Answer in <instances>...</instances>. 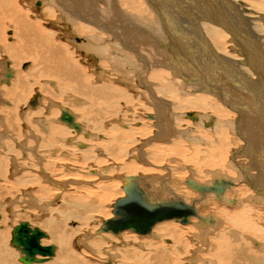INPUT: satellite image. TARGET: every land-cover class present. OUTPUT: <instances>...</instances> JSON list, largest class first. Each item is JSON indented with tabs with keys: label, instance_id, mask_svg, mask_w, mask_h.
<instances>
[{
	"label": "bare ground",
	"instance_id": "6f19581e",
	"mask_svg": "<svg viewBox=\"0 0 264 264\" xmlns=\"http://www.w3.org/2000/svg\"><path fill=\"white\" fill-rule=\"evenodd\" d=\"M19 1L0 0V51L9 59L6 73L0 74V101L9 99L19 112L7 109L0 124L10 121L19 127L20 123L22 135L34 141L32 150L47 148L48 159L38 154L36 162L53 174L64 176L66 168L83 170L64 180L44 172L43 180L35 176L37 193L45 191L48 202L51 194L63 196L65 189H72L75 193L61 200L67 217L79 218L88 228L70 238L83 242L80 250H68V237L57 238L62 251L47 264H176L190 251L187 264H264V0H52L49 6L44 2L47 7L41 10H36L35 0L23 5ZM186 4H191L189 15ZM50 18L68 21L59 32L72 33L86 57L94 63L97 59V72L84 67L67 45L57 42L58 32L42 26ZM184 18L192 25L184 26L181 35L173 32L171 38L169 19L180 27ZM127 20L129 29L124 32L121 26ZM161 26L167 29L168 41L156 36ZM4 27L12 30L10 42ZM104 35L108 44L94 42L95 50L90 49L92 39ZM190 37L209 47L208 52L198 43L189 45ZM115 48L123 52L122 57ZM23 60L31 61L22 65L23 69L29 65L27 74L15 67ZM232 65L237 67L235 72ZM220 67L225 70L222 83L215 85ZM28 73L33 82L27 80ZM41 77L52 80L47 81L52 85L60 81L62 90L82 96L74 97L80 107L48 103L50 95H55L47 82L40 86L41 94L29 100L27 95ZM198 77L200 83L193 82ZM232 82L240 91L257 92L249 93L255 98L254 108L246 109L248 116L235 106L243 100L231 98L236 92L229 86ZM19 104L25 111H20ZM69 116L79 130L68 125L65 117ZM57 153L62 157L53 158ZM149 171L155 175L147 176ZM169 177L173 184L166 182ZM166 184L174 190H164ZM130 185L138 189L141 205L157 208L165 217L146 233L104 231V223L115 218V204L127 199ZM111 197V210L106 212L104 205ZM130 203L127 209L136 210L137 202ZM45 204L38 205L39 210ZM98 212L104 219L90 227ZM55 221L47 219L43 224ZM42 231L47 237L40 244L54 246L56 256L59 246L46 245L43 239L50 236ZM93 233L98 235L88 245L86 240ZM6 236L7 229L0 227V264H17ZM118 238L136 245L119 249L115 247ZM11 240L12 231L10 245L20 252Z\"/></svg>",
	"mask_w": 264,
	"mask_h": 264
},
{
	"label": "rangeland",
	"instance_id": "374dc122",
	"mask_svg": "<svg viewBox=\"0 0 264 264\" xmlns=\"http://www.w3.org/2000/svg\"><path fill=\"white\" fill-rule=\"evenodd\" d=\"M23 1H25V2H23ZM30 1H32V0H29V1L28 0H20L19 3L21 5H23V4H27ZM37 1H40V0H35L34 1V6H36L35 7L36 10H39V8L41 10V9L45 8L46 5L49 6V4L52 2V0H48V2H47V0H41L43 2L37 4ZM44 2L46 3V5H45ZM41 6H43V8ZM166 8H167V6H166ZM98 9H99V7L97 5L96 10H98ZM190 9H191V4L184 5V10H185V13L187 15L190 14ZM119 11H120L121 14H124V11H121V9H119ZM35 13L39 14L40 12L37 11ZM128 20H127V22L124 25L121 26L122 30L124 32L128 31V29H129V26L127 25ZM59 21H60L59 18H58V20L56 18H50V19H47L46 21H44V23L42 22V26L45 29L55 30L56 32H58L59 35L56 37L57 42L62 43L65 46L67 45V47L70 48L68 51L72 55V57L75 56V58H77V60H79V61L81 60L80 63L82 65H84V67H89V68H92V69L95 68L94 72H97L96 71V67L100 66L99 62L97 61V59H96V61L94 63V61L91 62L90 58L86 57L85 53H87V52L86 51L82 52L81 51V46H79L80 44H76V42L74 40H72V38L70 36V35H73L72 33H70V34H68V32L67 33H63V34L60 33L59 31L62 32V28L64 27V23L68 22V21H61V22H59ZM86 21L89 24H91V25H94L93 23H96V22H91V21H88V20H86ZM169 23L172 25V27H171V25H169V27H170L169 30H171V32H170V34H171L170 37L171 38H172V36L175 35L174 33L181 35L183 33L182 32V28L184 26L186 28H188L190 25H192V22L190 20L187 21L185 18H184L183 24L180 25V27H179L178 24L171 22L170 19H169ZM209 23L213 24L211 22H209ZM216 27H219L222 30L227 29L226 27H224L222 25H216ZM160 30H161L160 33L158 31H156V36L161 35V37L159 39H162L163 41H168L167 38L169 37V35L168 36L164 35V33L167 31V29L165 27L161 26ZM3 32H4V34L6 36H8V38H6V41L7 42L12 41L11 39H9V37L12 36V30L10 29V27H4ZM183 36H185V35H183ZM107 40L109 41L107 35H104V37H102V39H98L96 41H94V39H92V42H91L92 46H91L90 49L95 50V45L93 44L94 42L108 44ZM70 41H72V42H70ZM186 42H188L189 45L191 44L192 46H193V44L198 43L197 39L191 40V37ZM225 42H226V40H225ZM200 46H201L203 51L205 50V51L208 52L209 47H206V45H204V46L200 45ZM74 47H76V48L78 47L77 49H80L79 50L80 52H78V50H76V48H74ZM115 51H116V54H118L120 57H122L123 52L122 53H117L118 50H116V48H115ZM93 55L95 56V54H93ZM5 60L6 61L9 60L8 59V55L5 54L4 52L0 51V74L2 72L6 73V68H7L9 62L7 61V62L3 63ZM176 61L179 63V65H183V64L187 65V63L185 61H178V60H176ZM30 62L31 61L23 60L20 64L16 65L15 67H16V69L18 71H20L22 73H25L26 70L28 69L29 65H28V67L26 69H23L22 65L30 64ZM141 62H142V59L140 57H138L136 59V63L138 65H140ZM94 65H95V67H94ZM236 68L237 67L235 65H232L231 66L232 72H235ZM223 72H225V70L223 68H221V67L219 68V72H216L215 81H213V83L215 85L217 84L218 81L221 82L220 81V77H221ZM91 73H93V72H91ZM200 73L201 72H198V75H200ZM25 74H27V72ZM27 78H28L27 80L29 81V83L33 82V79L31 78L30 74L27 76ZM203 78H204V80H206L205 81L206 84L209 85V83H208L209 79H207V77H205V76ZM48 79L49 78L41 77L38 80L39 84H36V85L33 86V89L31 91V93L27 95V98L29 100H31L32 97L35 94L40 93V91H39L40 86L41 85H45L47 81H52V80H48ZM200 79L201 78L198 77V78L194 79L193 82H196V83L199 82L200 83ZM117 83H118V85H120V83L117 80H114V84L117 85ZM3 84H4V86H6L5 83H3ZM202 84H204V83L202 82ZM1 85H2V83H0V89H1ZM46 85H48L50 87V89L52 90V92L55 95V96H51L50 95L48 103L51 102V101L56 102V103L59 102L61 104L62 103L63 104L67 103L68 105L67 104L66 105L68 107H71L72 109L80 107V106L77 105L78 104L77 102L75 103L76 99L74 97H81L82 98V96H79L75 92L71 93L72 90L71 91L70 90H68V91L62 90L61 87H58V86H60V81H59L58 85L53 84L54 85L53 86L52 84H49V82H47ZM229 86H230L231 89L234 88L236 90V92L235 91L232 92V95L234 97H231V98H233V99L241 98L243 100V102L239 101L238 102L239 105H235V106H237L243 112V114L245 116H248L245 113L246 111H248L246 109H248L249 106L254 108L253 102H254V98H255L249 93L257 94V92L256 91L255 92H243V91H240L238 88L235 87V84L233 82L230 83ZM6 87H8V86H6ZM55 88L56 89L58 88V91ZM3 99H4V101H6L5 105H4ZM3 99H2V101H0L1 102L0 103V107L3 106L4 109L0 108L1 109L0 110V116L1 115H2V117L6 116L8 114L7 109H10V108H15L16 111L14 113L16 115H19V112H17L18 107H12V105H9V104H11L9 99H7V98H3ZM68 100H70V101H68ZM8 101H9V103H8ZM228 101H229V103H231V100L229 98H228ZM27 102H29V101H27ZM23 104L17 105V106H21L20 107V111H25L24 109H22V105ZM73 105H75V106H73ZM7 106H8V108H7ZM82 107H85V105L83 104ZM37 108H38V106L35 109H37ZM31 110H33V109L31 108ZM21 123H22V121H21ZM248 123H249V120L245 122V124H248ZM19 127H20V129H19ZM19 127H18L17 124L12 125L10 123V121L5 122L4 124H0V164H1V166H0V227H5L7 229V231H8V237L6 236V239H5L6 241L5 242H6L7 246H8V248H10L13 251V253L15 255H17L16 258H15L17 264H23V263L19 261L20 252L16 248H14V247H12L10 245L11 231H12L13 226L17 225L19 221H27V222H29L31 224V226H37L40 229H42L45 232H47L49 234L50 238L49 239H43V242L46 245L55 244L56 246H59L58 250L56 251V253H57L56 256L54 255L55 257L53 256V258H51V259H48V260L40 262V263H36V264H47V263H50V262L54 261L55 258L57 259L59 257V254L62 251L60 244L58 242H56L57 238L68 237V250H73V249L80 250V248L83 246V245H81V244H83V242L79 241L78 239H76L77 242L76 241L73 242L74 240L71 241L70 238L83 233L84 232V228H86V226H85V222L84 221H80L79 218H73L71 216L67 217V214L65 212L66 208L64 207L63 203L61 202L62 199L70 198V197H67L68 195H73V193H75L72 189L69 190L70 194H69V191L67 189H65L64 192H63V196L62 195L54 196V194H51V197H50L51 198L50 199L51 202H48L47 200L44 199L45 191L37 193L39 185L35 182V176H39L43 180L44 177H43L42 173L44 172L49 177H51L52 179L53 178H58V177L63 179V178H67V177H70V176L71 177L72 176H76L78 173L79 174L80 173L83 174L82 173L83 170L82 171H80V170H78V171L75 170L74 171V170H70V169L66 168L64 170L66 172V173H64V176H60L58 173L57 174H53L52 169H50V168L48 170H46V169H44L42 167V165H37L36 160H37L38 154L44 156L45 161L48 159L47 153H46L47 148H45V147H43V149H37L36 148L37 151L32 150L31 149L32 148V144H34V141H33L32 137H25L24 135H22V133L24 134V131H23V127H22V125H20V123H19ZM37 131H38V128H37ZM79 132L80 131L74 132V133L76 135H79ZM142 154L145 157L144 152ZM54 157H58L59 158V157H62V156L57 153V155L53 156V158ZM102 159H104V158H102ZM90 162H92L94 164L97 163L95 161H90ZM92 163H89L88 165H91ZM88 165H86V166H88ZM67 172H70V173H67ZM146 175L147 176H152V175H155V172L149 171V172H147ZM176 175H178V174H176ZM176 175H175L176 178L179 177V175L178 176H176ZM205 178H207V177H205ZM180 180H179V183L183 184L182 183L183 179H180ZM44 182L48 183L46 180ZM166 182L169 183V184H173L170 181V177L167 178ZM155 184H156V187H160L158 182H155ZM44 185H48V184H44ZM80 185H82V184H80ZM48 186L52 187V185H48ZM51 189H53V187ZM54 189H56V188L54 187ZM166 189L171 190V192L174 190L173 187L168 185V184H166V186L164 187V190H166ZM66 191H68V193ZM51 193H52V191H51ZM155 193H157V192H155ZM40 195L42 196L41 197L42 200H39V196ZM64 196H66V197H64ZM31 197H33V198H31ZM109 199L106 200L105 205H104L105 206L104 210L106 212L108 210L109 211L111 210L110 207H111V204L113 202L112 201L113 197H111ZM44 203H46L45 206H44V210L43 211L39 210L40 208L38 207V205L41 207V205H43ZM102 211H103V209H102ZM105 211H103V212H105ZM207 214H209V213H207ZM52 218H55L56 221L53 222V223L49 222L47 224V226L43 224V222L45 220H47V219L51 220ZM64 218H66L65 221H63ZM71 218L74 219V220H71ZM103 219H104V216H103L102 213H99V212L96 213V214L94 213V215L92 216V219L90 220V224H89L90 227L94 226L97 223H100ZM158 222H160V221H158ZM158 222H156V223H158ZM173 222H174V220H173ZM175 223H177L179 226H181V224L179 222L175 221ZM101 225H102V223H101ZM183 225L187 226L188 224H186V225L182 224V226ZM75 228H76V230H75ZM87 229L88 228H86V230ZM78 230H80V231H78ZM124 232H126V231H124ZM132 232H134V231H132ZM108 234L113 235L111 233H108ZM135 234H136V232H135ZM137 234H140V233H137ZM97 235L98 234H94L93 233L92 237H90L89 239L86 240L88 245H93L92 241H93V239L96 238ZM146 235H144V236H146ZM113 236L117 237V235H113ZM115 239H117V238H115ZM146 239H149V238H146ZM119 241H121V240H119V238H118V240L115 242L116 245H117V246L115 245V247H118L119 249L123 248V247H126V246H129L128 248H130L133 245H134L133 247H135V245H136L135 244L136 242L134 243L133 241H130L128 239L123 240L124 242L121 241V243H119ZM44 243H42V244H44ZM164 244H167V243L165 242ZM75 246H78V248H76ZM190 252L187 253V254H184L183 255L184 257L183 256L179 257V259H178L179 262H178V260H177V262L179 264H187L186 263V262H188L187 261V256H188V254H190ZM177 262H176V264H178Z\"/></svg>",
	"mask_w": 264,
	"mask_h": 264
},
{
	"label": "water",
	"instance_id": "95a60500",
	"mask_svg": "<svg viewBox=\"0 0 264 264\" xmlns=\"http://www.w3.org/2000/svg\"><path fill=\"white\" fill-rule=\"evenodd\" d=\"M10 75L11 73H8L6 76L8 77ZM34 104L35 102L32 101L31 105ZM65 119L68 120V125H70V127L72 126L75 130H79V125L71 121V116L65 117ZM136 190L138 189L133 185L126 188L127 199H125L126 197L121 198L120 201L115 204V218L110 219L106 224L104 223V231L108 230L118 233L124 229H131L137 233H146L151 230L152 225L156 221H161V219L165 217L157 208L141 205V197L138 198L137 195L139 194ZM131 201L133 203L137 202L138 205H133L136 210L132 208L127 209V205H130ZM130 209H132L134 213H131ZM137 212H139V215ZM190 213L193 214V211L191 210ZM183 219L187 221V217H183ZM43 237H47V235L38 227H31L27 222H19L14 226L11 243L20 250L21 256L19 260L23 264L40 263L45 261L47 257L50 258L53 256L54 246H42L40 244V239ZM38 255L42 258H38Z\"/></svg>",
	"mask_w": 264,
	"mask_h": 264
}]
</instances>
